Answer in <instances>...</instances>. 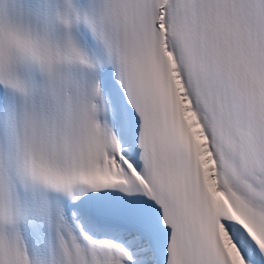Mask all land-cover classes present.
Here are the masks:
<instances>
[{"label":"snow or ice","instance_id":"snow-or-ice-1","mask_svg":"<svg viewBox=\"0 0 264 264\" xmlns=\"http://www.w3.org/2000/svg\"><path fill=\"white\" fill-rule=\"evenodd\" d=\"M0 264H264V0H0Z\"/></svg>","mask_w":264,"mask_h":264}]
</instances>
